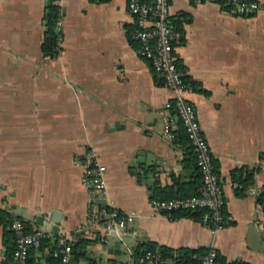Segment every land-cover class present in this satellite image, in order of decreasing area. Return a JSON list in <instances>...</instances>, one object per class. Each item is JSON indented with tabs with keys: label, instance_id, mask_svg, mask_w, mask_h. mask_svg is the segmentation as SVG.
<instances>
[{
	"label": "crops",
	"instance_id": "1",
	"mask_svg": "<svg viewBox=\"0 0 264 264\" xmlns=\"http://www.w3.org/2000/svg\"><path fill=\"white\" fill-rule=\"evenodd\" d=\"M221 2L169 0L183 33L178 65L195 85L187 97L225 196L226 223L212 231L200 218L153 210L154 189L177 190L193 169L186 144L162 134L172 91L130 40L127 0H57L64 14L55 56L41 48L46 0H0V208L47 232L30 250L31 264H58L50 251L59 237L91 239L85 249L99 263H129L134 247L150 240L214 248L226 263L264 264V196L239 193L231 177L248 168V186L264 183V11L231 15ZM87 150L107 168V206L137 213L123 227L107 231L83 182L79 159ZM53 209L60 211L56 232ZM13 242L0 224V264Z\"/></svg>",
	"mask_w": 264,
	"mask_h": 264
},
{
	"label": "built area",
	"instance_id": "2",
	"mask_svg": "<svg viewBox=\"0 0 264 264\" xmlns=\"http://www.w3.org/2000/svg\"><path fill=\"white\" fill-rule=\"evenodd\" d=\"M203 0H192L200 3ZM223 10L231 15L249 16L264 11V0H223ZM127 9L134 16L135 28L132 36L138 42L137 53L146 58L159 81L168 86L172 95L166 101L163 110V136L173 141L179 121L192 146L196 162L201 172L202 183L198 192L190 196L159 198L152 202L156 212L204 210L200 222L212 231L222 228L226 223L225 196L220 176L215 166L209 142L200 126L197 110L187 93L193 90L192 83L184 77L177 61L176 46L181 43L183 33L169 20V0H127ZM57 25L61 29L62 18ZM61 45V35L58 38ZM83 167V182L95 197L104 198L107 203L106 171L96 152L87 150L79 159ZM244 194L257 197L264 194V183L245 188ZM100 214L106 217L107 231L123 227L131 222L136 212L120 213L117 209L100 206ZM10 227L14 234L15 246L12 258L5 264H26L29 251L39 248L43 238L48 236L41 229L28 231L24 221L15 212L10 211ZM51 254L60 258V264H78L72 253V245L64 237L56 240ZM216 250L209 248L201 255V264H216ZM143 264H161L174 262L171 257H163L158 248L147 249L139 257ZM101 264H111L105 260Z\"/></svg>",
	"mask_w": 264,
	"mask_h": 264
},
{
	"label": "trees",
	"instance_id": "3",
	"mask_svg": "<svg viewBox=\"0 0 264 264\" xmlns=\"http://www.w3.org/2000/svg\"><path fill=\"white\" fill-rule=\"evenodd\" d=\"M63 14H64L63 9L57 3V0H46L45 11H44V20H45L46 28L44 31V38H43V42L41 45L44 55L55 56L62 50V46L58 42V38L62 34V31L61 29H59L57 22L59 19L63 17ZM169 20H170V23L174 27L181 29L180 23H178L175 20H172L170 16H169ZM129 37L132 42H135L134 41L135 39L133 38V36H131V34ZM184 77L192 83V86L194 89L195 88L194 82L190 78H188V76L185 74H184ZM175 131H176V137L174 138L173 141L174 142L180 141L184 145L186 144L185 150L187 152L186 153L187 160L189 161V165L193 169V172H192L193 174L191 175L192 178L191 180L185 183L186 185L178 187V189L175 191L174 190L165 191L164 188H159V187L155 188L153 191L154 197L172 198V197H177V196L194 195L198 192V188L202 183L201 172L196 162V156H195L194 150L186 137L183 127L180 126ZM260 159L264 160V152L260 153ZM138 167L140 169L139 173L147 174V168L142 166L141 163L138 165ZM131 171L139 175V173L135 172L133 168H131ZM253 173H254V170L248 169V168H237L231 172V177L233 181L236 182L237 184L236 190L239 193L244 194L245 188L248 186L249 181L252 180L253 178ZM259 196H264V194H260ZM107 209H111V207L107 206ZM203 212L204 210H197V211L177 210V211H172L167 214H169L171 218H178L181 216H190L195 219H199L202 216ZM21 219L23 220V218ZM24 223L26 225V229L28 231H31L26 221H24ZM0 224L5 226V241L9 235L10 237L13 238V241H14L11 251L10 253H8L9 255L6 259V261H8L9 259L12 258V253H13V249L15 246V240H14L13 231L10 227V212L3 208H0ZM45 239L46 238H43L42 243ZM67 241L71 243L72 245V253L75 259L78 261V264H101V262L99 263L97 258L90 256L85 249L87 244L90 243L91 239L86 238V237H80L78 238L77 241H71V240H67ZM55 245L51 248V251L55 247ZM155 248H158L160 250L163 257H171L174 261L173 264H201V255L208 252L209 250L206 248H191V247L171 248L163 244H158L154 241L144 240V241L139 242L134 247L132 255H131V262L125 263V264H143L141 261H139V257L147 249H155ZM51 257L54 258L55 261L58 262V264H60L59 257H55L52 254H51ZM215 262L216 264H247L241 261H234V262L226 263L224 257L220 255L219 253H217V251H216ZM26 264H31L30 251H29Z\"/></svg>",
	"mask_w": 264,
	"mask_h": 264
},
{
	"label": "water",
	"instance_id": "4",
	"mask_svg": "<svg viewBox=\"0 0 264 264\" xmlns=\"http://www.w3.org/2000/svg\"><path fill=\"white\" fill-rule=\"evenodd\" d=\"M94 202L97 203V204H101V205L102 204L103 205H106L107 204L106 203V200L104 198H99V197H96L94 199ZM7 207H9V206H7ZM59 216H60V211L59 210L53 209L51 211V216L49 217V219L54 222V225L52 226V230L54 232H56L58 230V223L60 221V217ZM38 218H40V219H38L37 221L39 223H42L43 222V219H44V215L38 216ZM161 264H173V262L163 261V262H161Z\"/></svg>",
	"mask_w": 264,
	"mask_h": 264
}]
</instances>
